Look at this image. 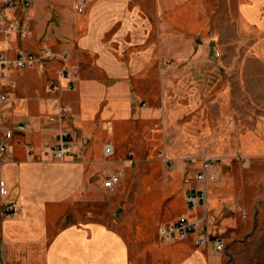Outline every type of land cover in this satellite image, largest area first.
<instances>
[{"label": "crops", "instance_id": "0c3cea01", "mask_svg": "<svg viewBox=\"0 0 264 264\" xmlns=\"http://www.w3.org/2000/svg\"><path fill=\"white\" fill-rule=\"evenodd\" d=\"M78 1L32 0L27 18L0 7L7 20L27 26L0 33L6 58L21 51L55 56L12 68L13 87L0 105L3 127L13 130L5 142L14 148L0 152V264H225L214 240L229 224L216 211L228 168L209 185L206 206L192 209L186 193L202 187L197 165L151 160L137 167L127 160L147 154L143 125L186 113L174 97L190 95L196 106L211 84L222 87L224 70L243 90L252 76L247 65L264 63V41L254 40L264 38V0H239L236 30L251 34L244 44L236 33L230 51L218 37L221 16L207 12L205 0H86L84 13ZM227 58L245 59L239 75ZM260 95L264 105V88ZM258 130L264 132V119ZM62 131L90 144L81 156L45 160L44 148ZM254 137L241 140V152L264 153V135ZM106 144L115 152L108 162ZM112 174L120 183L108 191L103 181ZM1 201L16 205L19 215L2 217ZM204 217L211 241L198 245L197 234L159 240V227Z\"/></svg>", "mask_w": 264, "mask_h": 264}, {"label": "rangeland", "instance_id": "374dc122", "mask_svg": "<svg viewBox=\"0 0 264 264\" xmlns=\"http://www.w3.org/2000/svg\"><path fill=\"white\" fill-rule=\"evenodd\" d=\"M205 5L216 20L221 16L218 37L225 38L224 50H233L231 40L240 38L239 35L246 38L244 44L249 41L250 32L242 35L236 30L239 0H205ZM254 40L259 43L264 38ZM240 46L244 49L240 43L238 49ZM230 61L238 64L239 75L245 59L224 60ZM247 68L252 76L243 90L233 81L234 77L230 78L234 72L228 74L224 70L222 87L211 84L197 99L196 106L190 105V95L174 97V104L183 105L186 113L170 123L161 116L155 123L143 125L140 139L147 154L135 159L137 167L151 160L172 167L186 163L189 158L206 156L232 161L226 177L218 184L221 186L217 193L220 207L216 211H221L222 218L229 221L221 233L227 246L225 264H264V153H243L240 143L247 135L253 139L264 135L258 130L264 119L260 95L264 88V63L253 61ZM230 83H233V97Z\"/></svg>", "mask_w": 264, "mask_h": 264}, {"label": "built area", "instance_id": "2783aa9c", "mask_svg": "<svg viewBox=\"0 0 264 264\" xmlns=\"http://www.w3.org/2000/svg\"><path fill=\"white\" fill-rule=\"evenodd\" d=\"M87 1L79 0L77 3V11L84 13L86 9ZM0 7L6 11L22 10L25 18L29 15V11L32 7V0H0ZM27 28L24 24L15 23L12 20H7L0 12V33L4 32V29L11 31L18 29L20 26ZM55 58L54 54L48 50L44 51L42 57L37 54L19 52L14 59H8L0 52V105L5 103L9 98L8 89L13 87V83L10 80V70L25 69L35 66L39 61L52 60ZM56 107L60 110L62 117L66 115V109L58 102ZM4 118L0 117V152L13 153L14 148L12 145L7 144L5 141L13 137V130L3 127ZM21 132H27L26 125H19L17 127ZM90 144L88 138L77 140L75 136L69 131H62L58 135V141L53 144H49L43 150L44 159L47 161H64L68 157L81 156L85 148ZM114 148L111 144H106L104 147V158L108 162L114 156ZM130 165H134L136 162L132 158L127 160ZM231 160L223 158H189L187 164L198 166V172L195 175V180L201 184L199 191H189L186 193V200L192 209L206 206L208 200V188L209 185L215 183L218 178V173L231 165ZM1 163V161H0ZM171 163V161H170ZM120 183L118 174H112L106 177L103 181V187L108 191H113L115 187ZM1 200V193H0ZM19 215V208L14 204H8L1 201V216L2 217H16ZM207 217L200 220L190 221L187 219L175 222L169 225L161 226L158 229V237L161 242L168 243L175 240H185L191 234H197V244L202 245L211 241V237L207 230L208 225ZM203 225L205 226L202 229ZM215 250L218 253H226V243L224 239L217 238L214 240Z\"/></svg>", "mask_w": 264, "mask_h": 264}]
</instances>
